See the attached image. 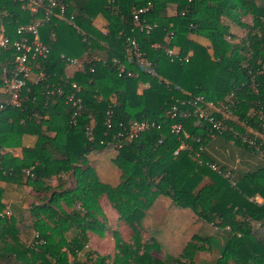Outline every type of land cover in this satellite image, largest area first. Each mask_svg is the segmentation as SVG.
I'll use <instances>...</instances> for the list:
<instances>
[{
    "label": "trees",
    "instance_id": "obj_1",
    "mask_svg": "<svg viewBox=\"0 0 264 264\" xmlns=\"http://www.w3.org/2000/svg\"><path fill=\"white\" fill-rule=\"evenodd\" d=\"M147 1L61 0L74 14L77 27L56 16L40 27L41 39L50 47L41 62L45 77L29 79L20 105L7 106L0 115V148L20 146L25 133L35 135L32 146L22 147L21 157L0 155V179L31 186L35 197L22 218L12 216L10 209V216L0 217V257L6 261L202 264L195 260L196 254L213 252L216 238L219 249L210 264H264V167L233 175L204 156L202 148L211 135V125L199 119L195 106L187 103L201 96L204 101L223 104L235 118L226 117L223 108L209 109V115L254 138L264 154V140L254 134L257 131L264 136V0H151V7L141 17L156 22L157 27L149 33L132 31V7ZM169 6L174 9L171 15L167 14ZM98 15L105 19L104 28L93 24ZM247 15L250 24L242 20ZM37 16L40 13L22 10L15 0H0V20L9 22L7 33L12 38L18 24ZM227 21L247 28L243 39L232 40ZM169 31L173 37L168 41ZM51 32L55 33L54 40ZM130 35H135L158 76H150L128 62L125 50ZM192 36L207 39L210 46ZM164 46L179 47L178 57L170 59ZM100 50L105 56L83 61L82 70L60 56L79 58ZM12 52L0 48V88L4 86L2 66L13 65ZM188 52L185 62L183 57ZM113 57L132 75L119 74L111 62ZM72 82L79 85L81 98L75 116L73 107L65 103ZM56 83L62 84L61 94L54 90ZM143 83L148 86L142 88ZM182 100L184 104H180ZM172 106L177 108L174 118ZM180 110L188 115L178 117ZM107 118L110 127L105 123ZM135 120L155 121L160 127L121 141L113 158L119 168V182L112 185L100 180L87 155L110 148L105 142ZM175 121L181 123L188 137L170 131ZM90 124L93 141L85 130ZM51 130L54 135L48 134ZM223 136L253 150L231 133ZM181 140L188 145L175 155ZM52 180L54 184L49 183ZM162 195L194 212L202 226L178 254L160 257L161 243L142 219ZM2 199L0 185V211L5 208ZM103 199L115 212L114 224L107 219ZM209 225L215 234L204 228ZM123 226L129 229L128 236L122 233ZM96 238L112 240L111 260L109 255L91 249L89 243Z\"/></svg>",
    "mask_w": 264,
    "mask_h": 264
},
{
    "label": "built area",
    "instance_id": "obj_2",
    "mask_svg": "<svg viewBox=\"0 0 264 264\" xmlns=\"http://www.w3.org/2000/svg\"><path fill=\"white\" fill-rule=\"evenodd\" d=\"M20 3V8L22 10H29L32 14L40 13V16H37L33 21H30L26 24H18L15 27V37H11L7 33L6 24L0 20V48L7 50L12 49L11 59L13 61L12 66L3 65L2 72L4 76V90L7 93L8 97L6 99L0 100V115L7 106H18L21 103L22 91L27 85L29 79H34L35 81L44 79L45 71L42 67V61L47 58L50 53L49 45L41 39L40 27L51 17L56 16L59 20L71 25L76 28L74 21V14L68 12V4L61 2V0H15ZM152 5V1L148 0L145 5L140 7H132V20L133 28L139 29L140 31H145L149 33L153 28L157 27L156 22H148L141 16L145 14ZM43 8V10H41ZM168 41L173 37V32H168ZM50 37L52 40L55 39V33L51 32ZM127 47L125 50V57L128 62H133L137 65L140 71L145 72L150 76H158L152 62L148 60L142 50L140 49L139 43L135 35H130L126 37ZM159 46L158 43L155 44ZM164 51L170 59H174L179 55V47L177 46H164ZM68 64L73 66H78L82 70V60L76 57L66 56L65 54H60ZM189 53L183 57V61H188ZM106 61V58H103V62ZM111 62L116 67L119 74L126 73L128 76L132 75V71L126 69L124 63H122L118 58L113 57ZM92 70V69H91ZM71 89L65 95V103L70 104L73 107V116L78 115L81 108V98L78 95L80 89L79 85L76 82L70 83ZM147 83L142 84V88L147 87ZM54 90L61 94L62 84L56 83ZM53 91V90H52ZM188 104L195 106V112L199 119L207 120L211 125V134L212 135H223L226 133H231L234 138L240 139L242 142H245L249 146L253 147L255 151H261L254 138L249 137L245 133H241L238 130H235L232 126L227 125L222 122L220 119H216L213 115H209L208 110L214 109L215 111L222 110L223 104L212 103L210 101H204L203 97L197 96L187 100ZM184 100L180 101V104H184ZM171 117H177L176 112L177 108L172 106L171 108ZM110 115V113L108 112ZM188 113L185 110H180L178 117H186ZM108 127H110V118H107L106 122ZM198 125V122L195 123ZM160 124H157L155 121H132L115 133L112 137V140H107L105 143L107 146L116 148L119 147L122 142L128 141L133 138L138 137V135L150 128H159ZM86 135L90 141L94 140V132L92 125H87ZM170 131L180 137H188V133L183 130L182 125L179 121H175L170 125ZM255 136L261 137L264 140V136L259 134L257 131L254 132ZM258 134V135H257ZM117 141V143L115 142ZM161 142V139H159ZM187 143L184 140H181L180 145L173 151V154H178L180 149L187 147ZM261 153H263L261 151ZM215 168L214 166H212ZM257 202L261 200L257 197L255 198ZM11 212L8 207H5L0 211V217L10 216ZM229 229V227H227Z\"/></svg>",
    "mask_w": 264,
    "mask_h": 264
},
{
    "label": "rangeland",
    "instance_id": "obj_3",
    "mask_svg": "<svg viewBox=\"0 0 264 264\" xmlns=\"http://www.w3.org/2000/svg\"><path fill=\"white\" fill-rule=\"evenodd\" d=\"M168 15L170 13L167 12ZM242 20L246 24L251 23V17L249 15L243 16ZM230 26V32L234 36L232 40L234 42L240 41L244 38L247 28L245 26H239L236 23L233 24L231 21H227ZM196 40H198L197 36H192ZM199 41V40H198ZM201 42V41H200ZM203 44L210 46L209 41L207 39L203 40ZM211 51V49H210ZM190 54V52H188ZM187 53V54H188ZM223 108V107H222ZM223 113L226 117L235 118L229 111H226L223 108ZM258 135V134H257ZM117 150L115 148H107L104 151L98 152L95 157L92 158V162L98 164L100 171H102V175L100 177L106 183H110L112 185H116L119 182V168L114 163L113 158L115 157ZM99 171V172H100ZM63 176V175H62ZM70 184L72 183L71 180ZM165 197V196H161ZM102 206L106 210L108 215V220L112 222V218L116 217L114 210L108 205V202L103 199ZM187 210L188 215L192 213L193 221H200L201 219L191 210L187 208H180L177 205L173 204L170 197L166 196L163 199H158L156 203H154L150 209L145 213V216L142 219V224L148 228V230L159 240L162 246V250L159 253L160 257L166 255H175L178 254L183 244H185L188 240H190L192 236V231L195 230V224H188V221H185L181 216V211ZM114 222V221H113ZM112 222V223H113ZM114 224V223H113ZM212 226L204 227L208 232L215 234L210 228ZM122 233L126 232L125 235H129V229L125 226L122 228ZM194 234V233H193ZM220 237H223L222 233H217ZM106 239V238H105ZM105 239H93L90 241L89 245L92 247L91 249H96L100 254L109 255V260H111L113 256V246L112 240L104 241ZM221 243L223 239H220ZM26 241V239H25ZM31 238L27 239V242H30ZM102 242V243H101ZM213 245V253L208 255V252L205 251L202 254H198L195 256V260L197 262L210 264L217 256L218 245H216V238L212 241ZM1 244V242H0ZM0 264H13L12 260H7L0 257Z\"/></svg>",
    "mask_w": 264,
    "mask_h": 264
},
{
    "label": "crops",
    "instance_id": "obj_4",
    "mask_svg": "<svg viewBox=\"0 0 264 264\" xmlns=\"http://www.w3.org/2000/svg\"><path fill=\"white\" fill-rule=\"evenodd\" d=\"M167 12L171 14L174 13L173 6H169L167 8ZM93 24L99 28H104L105 19L98 15L93 19ZM199 42L204 43L203 40L205 38L197 36ZM104 51L98 52H86L80 58L82 61L89 60L91 58H99L104 57ZM71 68V67H67ZM8 97L7 93L5 92L4 88H0V100L6 99ZM48 134L54 135L55 131L51 130L48 131ZM35 142V135L30 133H25L22 136L21 145L15 147H1L0 148V155L5 153H10L14 157H21L22 155V147L23 146H32ZM203 155L211 159L215 164L219 167L223 168L225 171H231L234 174L239 172H250L255 171L259 168L264 167V154L259 153L258 151L252 150L249 147L242 145L241 143H236L231 139L223 136V135H210L204 146L202 148ZM98 152L93 151L87 155L89 162L95 167L96 172L99 175H102V171L98 164L92 162V158L96 156ZM95 155V156H93ZM100 171V172H99ZM119 174V173H118ZM55 180H52L51 184H54ZM103 181V180H102ZM105 182V181H104ZM0 185L3 188V202L5 207H8L11 212L12 216H16L18 218H22L25 214L26 208H28L30 202L35 198L33 196L32 187L27 184H18L12 183L5 180L0 179ZM165 197H158L154 201L157 202L158 199H163ZM153 203V204H154ZM187 210H182L181 216L185 221H188V224H195V230H191L192 234L196 233L198 228L202 226L201 220L200 221H193L192 213L188 215ZM147 228V227H146ZM148 229V228H147ZM27 234V232L25 231ZM185 245V244H183ZM204 251L198 252V254H202ZM206 252V251H205ZM207 253V252H206ZM213 252H208V255H212ZM201 263V262H200ZM205 264V263H202Z\"/></svg>",
    "mask_w": 264,
    "mask_h": 264
}]
</instances>
